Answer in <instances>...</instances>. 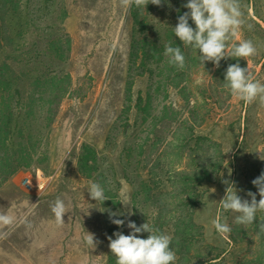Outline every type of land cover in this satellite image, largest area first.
<instances>
[{"label":"rangeland","instance_id":"1","mask_svg":"<svg viewBox=\"0 0 264 264\" xmlns=\"http://www.w3.org/2000/svg\"><path fill=\"white\" fill-rule=\"evenodd\" d=\"M184 3L167 0L134 12L120 0H25L24 13L1 7V34L19 43L12 66L23 100L33 93L34 75L54 68L70 75L72 87L42 139L39 160L0 175V212L17 221L0 227V264H116L107 237L131 230L112 224L106 210L129 209L137 226L148 222L171 236L175 264H264V234H256L255 224L236 225L220 204L223 179L234 181L243 199L250 200L248 191L260 199L252 181L264 172L257 154L264 153V105L232 96L224 80L229 64L239 63L264 84V0H240L253 27L242 28L235 43L251 40L257 47L248 65L230 58L220 71L210 62L204 68L189 47V70L172 84L164 51L176 38L168 29L188 11ZM54 38L66 49L58 61L57 47L49 46ZM142 39L162 48V64L144 57ZM7 59L0 47V64ZM85 147L88 176L79 167ZM89 181L100 183L110 200H91ZM57 197L68 207L63 224L51 211ZM216 218L229 224L230 234L217 233ZM262 218L258 213L257 223ZM86 232L101 242L95 249L85 243Z\"/></svg>","mask_w":264,"mask_h":264},{"label":"clouds","instance_id":"2","mask_svg":"<svg viewBox=\"0 0 264 264\" xmlns=\"http://www.w3.org/2000/svg\"><path fill=\"white\" fill-rule=\"evenodd\" d=\"M167 0H120V5L124 9L131 10L134 6L139 10L147 9L149 4L162 7ZM183 8L188 11L178 16V23L173 27L176 38L185 48H192L199 53V62L205 68V64L210 62L216 69L221 66V61L228 59L248 60L257 55V47L251 40L235 41L240 39V31L245 26L251 30L253 25L247 22L242 11L240 0H186ZM195 25L193 28L190 24ZM164 55L168 57L169 63L183 70L186 66L185 55L180 46H165ZM225 87L228 88L232 96L251 104L259 101L264 105V84L254 79L249 65L242 68L239 63L229 64L225 72ZM258 158L264 161V153H257ZM231 176V171L229 172ZM226 185L225 195L220 201L225 211L234 213V223L243 226L245 229L256 225V234H264V218L257 223V214L264 213V172L252 181L257 188L260 197L257 200V193L248 191L246 195L249 199H243L238 192L235 182L230 179H223ZM91 200L96 204L103 205L110 200L105 194L104 187L97 182L89 181L87 190ZM125 208L129 204L121 201ZM37 204H32L35 207ZM58 224H63L64 216L68 213V207L63 199L57 197L51 206ZM101 211V210H100ZM109 213L110 222L120 228L125 226L131 230L125 235L122 231H117L112 236H108L109 248L116 257V264H175L177 260L176 250L172 247L170 235L161 232L159 229L150 226L148 222L137 226L130 217L133 213L129 209L125 212ZM105 212V211H101ZM125 217L121 219L119 217ZM72 217H69L71 220ZM16 218L9 213L0 212V227L11 228L16 224ZM214 228L220 235L230 234L232 228L228 223L216 218L212 221ZM143 233H148V237L141 238ZM85 243L95 249L100 241L94 234L86 232Z\"/></svg>","mask_w":264,"mask_h":264},{"label":"trees","instance_id":"3","mask_svg":"<svg viewBox=\"0 0 264 264\" xmlns=\"http://www.w3.org/2000/svg\"><path fill=\"white\" fill-rule=\"evenodd\" d=\"M24 3L25 0H0V9L10 5L11 7H17L18 12L24 13L26 9ZM134 9L137 8L133 6L131 10L134 12ZM133 19L137 23V14L133 13ZM3 20H5V17L0 15V22ZM191 26L193 27L192 24ZM193 28H195V25ZM2 29L0 24V47L6 51L8 59L0 64V175L10 177L19 169L30 167L39 160L42 139L44 135L49 134L60 105L69 94L72 84L70 75L61 72V68H54L40 75H34L37 79L36 85L31 89L33 93L27 101H24L21 91L15 85V72L12 66V62H16L20 58L17 46L19 43L10 35L6 36L5 31L1 34ZM168 32L174 34L173 28H169ZM49 40L51 50L57 47V51L55 50L54 53L57 52L55 58L58 61L64 56L66 49H64L63 43L58 38ZM169 40V45L181 47L187 60L186 48L179 39L170 38ZM70 41V39L66 40V47L68 45V48ZM140 43V46H142L140 50L145 58H153L158 64L164 62L161 53L162 48L159 49L156 44L147 47L145 39H142ZM7 46H10L9 50L5 49ZM187 64H189L188 61H186ZM186 70H189L188 66L181 70L172 65L169 70L170 82L175 84L173 81L177 80L178 77L180 78L183 71ZM42 112L44 113L43 117L39 116ZM87 151L89 149L85 147V152L79 159L81 173L85 176L93 171V168L89 166L90 156Z\"/></svg>","mask_w":264,"mask_h":264},{"label":"built area","instance_id":"4","mask_svg":"<svg viewBox=\"0 0 264 264\" xmlns=\"http://www.w3.org/2000/svg\"><path fill=\"white\" fill-rule=\"evenodd\" d=\"M23 185H24L25 187H27V188L32 189V184H31L29 178H25V179L23 180Z\"/></svg>","mask_w":264,"mask_h":264}]
</instances>
